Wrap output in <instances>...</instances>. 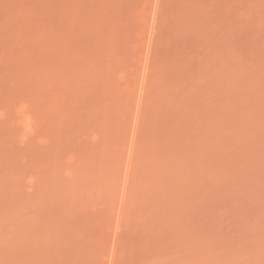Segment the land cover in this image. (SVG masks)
Segmentation results:
<instances>
[{
	"label": "rangeland",
	"instance_id": "374dc122",
	"mask_svg": "<svg viewBox=\"0 0 264 264\" xmlns=\"http://www.w3.org/2000/svg\"><path fill=\"white\" fill-rule=\"evenodd\" d=\"M0 264H264V0H0Z\"/></svg>",
	"mask_w": 264,
	"mask_h": 264
}]
</instances>
